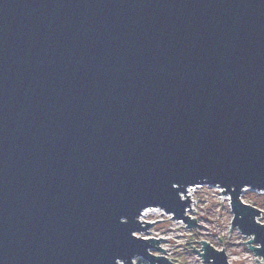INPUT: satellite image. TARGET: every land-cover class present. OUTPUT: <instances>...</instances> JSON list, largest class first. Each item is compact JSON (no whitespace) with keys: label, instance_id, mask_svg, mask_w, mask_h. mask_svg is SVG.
I'll list each match as a JSON object with an SVG mask.
<instances>
[{"label":"water","instance_id":"95a60500","mask_svg":"<svg viewBox=\"0 0 264 264\" xmlns=\"http://www.w3.org/2000/svg\"><path fill=\"white\" fill-rule=\"evenodd\" d=\"M202 185L264 259V0H0V264H176Z\"/></svg>","mask_w":264,"mask_h":264},{"label":"rangeland","instance_id":"374dc122","mask_svg":"<svg viewBox=\"0 0 264 264\" xmlns=\"http://www.w3.org/2000/svg\"><path fill=\"white\" fill-rule=\"evenodd\" d=\"M189 190L191 201L186 214L191 219L195 218L198 224L191 229L185 227L186 224L182 220L173 219L171 214L164 213L162 209H146L147 216L141 221L150 222L151 225L136 235L160 241L158 247L164 251L158 252L151 248L152 253L162 254L176 264H206L197 251L201 247L200 242L207 240L214 248H223L226 251L230 264H264V259L257 257L246 243L251 237L242 235L238 227H231L233 217L227 195H222L216 186H193ZM242 194L245 203L252 204L255 199L258 201L255 207H258L261 213L257 221L264 224V192L246 188ZM139 260L140 257L135 258L133 262L137 263Z\"/></svg>","mask_w":264,"mask_h":264},{"label":"bare ground","instance_id":"6f19581e","mask_svg":"<svg viewBox=\"0 0 264 264\" xmlns=\"http://www.w3.org/2000/svg\"><path fill=\"white\" fill-rule=\"evenodd\" d=\"M185 195L189 198V200L191 201V196H190V190L188 189L187 192L185 193ZM190 203V202H189ZM147 212L148 210L144 211L143 213H141L139 219L142 220L143 217L147 216Z\"/></svg>","mask_w":264,"mask_h":264},{"label":"trees","instance_id":"16d2710c","mask_svg":"<svg viewBox=\"0 0 264 264\" xmlns=\"http://www.w3.org/2000/svg\"><path fill=\"white\" fill-rule=\"evenodd\" d=\"M249 199H251V198H249ZM257 203H258V201H256V199L255 200H253V202H252V204L251 205H253V206H257ZM250 204V203H249ZM135 264H146L145 262H143V261H141V260H139L137 263H135Z\"/></svg>","mask_w":264,"mask_h":264}]
</instances>
